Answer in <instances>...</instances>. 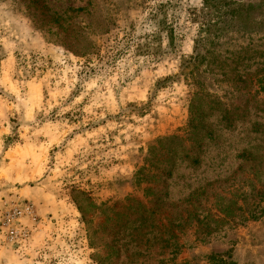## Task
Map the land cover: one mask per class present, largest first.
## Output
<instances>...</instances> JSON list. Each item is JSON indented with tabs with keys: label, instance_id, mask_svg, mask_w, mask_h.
<instances>
[{
	"label": "rangeland",
	"instance_id": "374dc122",
	"mask_svg": "<svg viewBox=\"0 0 264 264\" xmlns=\"http://www.w3.org/2000/svg\"><path fill=\"white\" fill-rule=\"evenodd\" d=\"M261 86L264 0H0V264H126L127 198L188 223L133 262L264 264Z\"/></svg>",
	"mask_w": 264,
	"mask_h": 264
},
{
	"label": "trees",
	"instance_id": "16d2710c",
	"mask_svg": "<svg viewBox=\"0 0 264 264\" xmlns=\"http://www.w3.org/2000/svg\"><path fill=\"white\" fill-rule=\"evenodd\" d=\"M203 30H205L204 26L200 28L201 33ZM206 42V38L202 36H199L198 39L195 40V55L192 56L189 61L192 63H199L202 61V58L205 56L201 52H197V49L199 48L202 50ZM261 89L264 90V87L261 86ZM193 105L194 103L191 105L190 119L187 127L188 130L186 131L187 134L198 135L199 132H204L203 135L210 138L211 133L208 130H205L204 127H201V116H198L196 107ZM197 128L198 130L202 129L201 131H195ZM173 138L175 137H171L169 139L171 140ZM193 140L195 142V147L199 148L200 143L198 140L196 138ZM187 155L188 154H186L185 157H187ZM191 160L194 164L197 163L196 155H192ZM245 160H248L251 163L254 161L248 155L245 156ZM163 173L165 172H162V174ZM166 173L167 176L170 175L169 171ZM156 193H158V190ZM127 202L131 204H133V202L136 203L134 205H129L127 212L119 215L120 217H125V219L116 228L115 232L112 234L113 238L111 239V244L120 240L119 243L121 247L124 248L123 253L127 256V259H130L126 262V264H149L146 262H133L132 258L137 255H141V250L143 254L150 252L155 243H159L158 251L154 252L156 255H163L165 252H168V254L172 255L171 258H173V256L178 254L180 249L183 247V245L179 243V233L182 232L188 224L186 216L181 214L179 211L175 218L170 216L159 218L154 210H150L146 206L144 207V205L140 204L139 201H136L133 198H127ZM136 206H138L140 210H137ZM120 235L121 238H117V236ZM112 247L111 249H114V246ZM129 250L131 251L129 252ZM113 253H116L117 256L119 254L118 249L115 248ZM157 261L161 262L162 259L158 260L157 258ZM205 261L206 264H234L230 259H228V257L222 254L208 255L206 256ZM183 264L189 263L185 261Z\"/></svg>",
	"mask_w": 264,
	"mask_h": 264
}]
</instances>
